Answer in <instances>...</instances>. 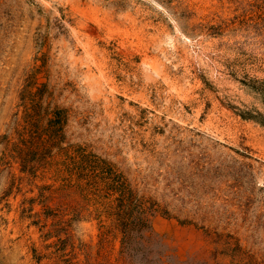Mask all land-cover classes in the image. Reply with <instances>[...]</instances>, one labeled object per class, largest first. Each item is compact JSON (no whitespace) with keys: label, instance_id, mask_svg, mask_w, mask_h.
Wrapping results in <instances>:
<instances>
[{"label":"rangeland","instance_id":"374dc122","mask_svg":"<svg viewBox=\"0 0 264 264\" xmlns=\"http://www.w3.org/2000/svg\"><path fill=\"white\" fill-rule=\"evenodd\" d=\"M0 264H264V0H0Z\"/></svg>","mask_w":264,"mask_h":264}]
</instances>
